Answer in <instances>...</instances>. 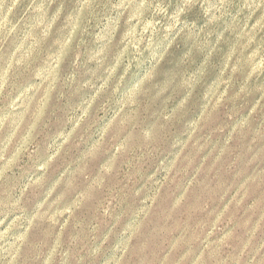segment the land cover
<instances>
[{
  "label": "clouds",
  "instance_id": "clouds-1",
  "mask_svg": "<svg viewBox=\"0 0 264 264\" xmlns=\"http://www.w3.org/2000/svg\"><path fill=\"white\" fill-rule=\"evenodd\" d=\"M0 264H264V0H0Z\"/></svg>",
  "mask_w": 264,
  "mask_h": 264
}]
</instances>
